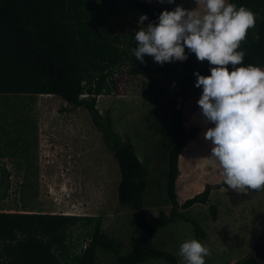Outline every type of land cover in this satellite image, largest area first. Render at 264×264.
<instances>
[{"label": "rangeland", "instance_id": "374dc122", "mask_svg": "<svg viewBox=\"0 0 264 264\" xmlns=\"http://www.w3.org/2000/svg\"><path fill=\"white\" fill-rule=\"evenodd\" d=\"M115 33L135 40L141 15L127 0H103ZM165 5L168 0H143ZM185 9L204 11L203 3L181 0ZM149 21L145 20L146 25ZM168 62L161 74L131 75L118 67V89L97 95V107L108 116L120 136L130 141L150 171L144 195V210L149 219L161 211L169 212L172 203L167 194L168 160L165 141L174 139V127L168 101L178 90L189 94L186 108L187 128L198 127L192 147L203 155L195 165L203 173L217 168L211 157V142L205 140V124L197 100L202 88L195 86L194 71L210 74L207 60L194 57ZM191 77V79H189ZM113 87L112 82H109ZM90 98V97H88ZM186 157V156H185ZM184 157V159H185ZM0 211H35L76 214L101 219L102 229L121 242L122 253L131 251L141 227L137 211L118 199L120 168L104 133L94 124L83 106L72 105L52 94L0 93ZM194 183L182 188L181 199ZM218 206L213 219L210 205ZM182 212L198 221L206 237L198 240L191 222L176 219L154 234V247L173 253L176 264H184L178 255L181 243L195 238L207 246L211 255L205 264H239L256 257L264 263V190L238 191L214 187L207 204H195ZM69 249L63 264H70L88 244L84 228H74L68 238ZM95 264H117L116 255L99 247ZM139 264H172L151 258Z\"/></svg>", "mask_w": 264, "mask_h": 264}, {"label": "trees", "instance_id": "16d2710c", "mask_svg": "<svg viewBox=\"0 0 264 264\" xmlns=\"http://www.w3.org/2000/svg\"><path fill=\"white\" fill-rule=\"evenodd\" d=\"M127 1L140 14H147L150 20L156 21L162 10L174 9L181 0L165 5ZM229 2L244 5L256 14L255 26L248 29L240 44L245 52L242 63H253L264 69V0ZM104 5L103 0H0V93L52 94L88 109L119 164L118 199L120 204L132 206L139 214V234L131 251L122 253L121 242L102 229L100 218L0 211V264H63L70 233L80 227L84 228L88 244L70 264H95L99 247L115 254L117 264H139L151 258L176 264L177 257L173 253L154 247L156 231L176 219H184L192 223L196 238L204 239L206 231L201 223L182 210L209 203L214 187L229 188L220 166L208 173L196 167V161L203 155L192 147L199 128H187L189 94L185 89L178 90L168 101L174 139L163 143L168 160L167 194L172 207L169 212L163 210L152 219L147 217L144 195L150 171L133 144L124 140L114 130L111 119L100 112L96 96L118 89V67L125 66L131 75L161 74L168 70V62L156 63L148 55H145V62L138 61L132 52L136 41L127 42V36L115 33ZM194 57V53L188 55L196 68ZM232 67L228 65L229 70ZM83 93H89L90 98H81ZM194 183L202 188L189 189V195L181 199V189ZM210 211L216 220L218 206L211 204ZM239 264L264 263L249 257Z\"/></svg>", "mask_w": 264, "mask_h": 264}, {"label": "clouds", "instance_id": "9594fccd", "mask_svg": "<svg viewBox=\"0 0 264 264\" xmlns=\"http://www.w3.org/2000/svg\"><path fill=\"white\" fill-rule=\"evenodd\" d=\"M199 2L203 13L177 5L146 25L149 18L141 14L132 52L140 62H145V55L160 64L184 61L190 53L207 60L210 74H193L195 86L202 88L197 104L204 123L212 125L204 131L212 145L210 155L228 187L264 190V69L243 64L245 52L240 49L248 29L255 26L256 14L229 0ZM178 255L184 264H205L211 251L191 238L181 243Z\"/></svg>", "mask_w": 264, "mask_h": 264}, {"label": "built area", "instance_id": "2783aa9c", "mask_svg": "<svg viewBox=\"0 0 264 264\" xmlns=\"http://www.w3.org/2000/svg\"><path fill=\"white\" fill-rule=\"evenodd\" d=\"M91 95L89 94V93H83L82 95H81V98H88V97H90Z\"/></svg>", "mask_w": 264, "mask_h": 264}]
</instances>
